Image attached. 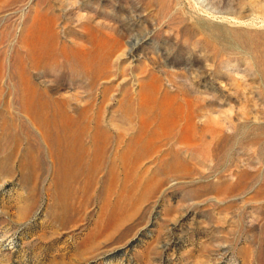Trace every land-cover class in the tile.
<instances>
[{"label": "rangeland", "instance_id": "1", "mask_svg": "<svg viewBox=\"0 0 264 264\" xmlns=\"http://www.w3.org/2000/svg\"><path fill=\"white\" fill-rule=\"evenodd\" d=\"M0 264H264V0H0Z\"/></svg>", "mask_w": 264, "mask_h": 264}, {"label": "bare ground", "instance_id": "2", "mask_svg": "<svg viewBox=\"0 0 264 264\" xmlns=\"http://www.w3.org/2000/svg\"><path fill=\"white\" fill-rule=\"evenodd\" d=\"M134 47V46H133ZM107 54H104L103 56H102V62H101V64L100 65H103V64H105L106 63V61H107ZM107 64V63H106ZM91 67V66H90ZM89 67V71L91 72L92 70H91V68ZM92 73H93V71H92ZM196 119V116H195V114H191L190 116H189V123H190V125H193V123H194V120Z\"/></svg>", "mask_w": 264, "mask_h": 264}]
</instances>
